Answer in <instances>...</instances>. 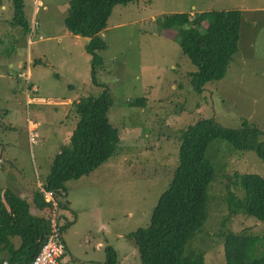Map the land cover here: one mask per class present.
Segmentation results:
<instances>
[{"label": "rangeland", "instance_id": "rangeland-1", "mask_svg": "<svg viewBox=\"0 0 264 264\" xmlns=\"http://www.w3.org/2000/svg\"><path fill=\"white\" fill-rule=\"evenodd\" d=\"M1 1L0 173L14 167L37 189V179H45L69 145L79 118L75 105L66 111L60 102L96 95L102 87L92 78L86 37L65 24L71 0H21L19 12L14 0ZM211 10H239L238 51L223 77L196 93L189 84L196 67L162 20L172 13ZM101 34L106 47L98 50L96 79L111 91L109 121L119 142L88 175L66 181L74 220L62 227L69 246L65 259L103 264L110 249L116 264H139L130 232L148 224L171 181L187 124L212 116L226 126L248 119L264 129V0H137L115 5ZM21 61L30 63L29 76L21 74ZM139 97L144 105H129ZM30 120L37 131L34 142ZM207 156L217 175L210 185L208 220L189 248L204 252V264H224L227 230L255 233L264 246V221L231 213L228 201L230 193L243 196L232 184L234 172L264 177V162L255 151L236 150L221 138L211 141Z\"/></svg>", "mask_w": 264, "mask_h": 264}, {"label": "trees", "instance_id": "trees-1", "mask_svg": "<svg viewBox=\"0 0 264 264\" xmlns=\"http://www.w3.org/2000/svg\"><path fill=\"white\" fill-rule=\"evenodd\" d=\"M137 0H71L65 24L74 34L90 37L86 48L92 55V78L101 86L98 94L75 102L79 116L69 145L55 157L45 176L62 203L66 181L88 175L110 156L119 142L118 130L109 121L112 103L108 86L97 82L98 50L106 47L102 31L115 5ZM16 11L21 0H14ZM239 10L178 12L165 15L163 28L177 41L181 51L196 67L189 84L202 93L208 82L221 79L239 43ZM172 30V31H170ZM174 31V32H173ZM145 98L129 102L144 105ZM221 138L232 148L255 151L264 162V129L248 119L238 126H226L215 117L201 116L187 124L180 136L177 164L167 188L160 194L148 224L130 232L139 264H204V252L189 248L202 230L209 214V190L217 175L214 162L207 156L211 141ZM229 178V177H228ZM232 184L240 186L243 196L229 194L230 211L264 221V177L256 173H236ZM48 230V221L28 212L26 202L11 188L0 189V263L4 259L30 264ZM18 239V245L14 239ZM261 237L244 230L224 233V264H264ZM263 241V240H262ZM103 264H116L112 250L106 251Z\"/></svg>", "mask_w": 264, "mask_h": 264}, {"label": "built area", "instance_id": "built-area-1", "mask_svg": "<svg viewBox=\"0 0 264 264\" xmlns=\"http://www.w3.org/2000/svg\"><path fill=\"white\" fill-rule=\"evenodd\" d=\"M29 139L35 141L37 136L34 121L30 120L28 125ZM38 191L42 199L49 208L47 216L48 230L41 243L39 251L34 256L30 264H71L65 259L67 253L66 244L62 232V215L59 213L62 203H60L54 189L47 186L44 181L37 182ZM0 264H17L9 260H3Z\"/></svg>", "mask_w": 264, "mask_h": 264}, {"label": "crops", "instance_id": "crops-1", "mask_svg": "<svg viewBox=\"0 0 264 264\" xmlns=\"http://www.w3.org/2000/svg\"><path fill=\"white\" fill-rule=\"evenodd\" d=\"M0 2H2V1L0 0ZM84 37H86V36H84ZM89 39H90V37H86L87 41ZM27 61L30 62L31 59L28 58ZM27 61H21V67H22L21 74L22 75L25 74L26 76H29V74H30V63L27 64ZM31 88L33 90L37 89V87L35 85H31ZM76 97H77L76 99H74L75 97L72 99L68 98L67 101L60 102V103L66 105V107H65L66 111H69L70 105L72 106V104L74 105L75 102L80 101L81 97L79 98L78 95H76ZM29 99L30 98H28V100ZM53 111L54 110H50L48 115L52 116ZM46 117H47V115H46ZM15 169L16 168H14V167L9 168V169L8 168L3 169V172L0 173V178L5 179V180L3 183H0V189H3V190L5 188L13 189L26 202V204L28 206L29 214L36 216V217H43V218L47 219V216L49 214V208H48V205L46 204V202L40 196L39 191H38V187L36 189L34 187V185H32L31 183H27V181L24 180V177L20 176L19 172L14 171ZM20 179H21V181H20ZM39 180L40 179H37V182ZM40 181H44L46 183L45 179L40 180ZM60 198H62V201H63L62 202V205H63L62 209H63V216H64L63 225H62V227H63L68 222H71L74 220V215L72 214V212L69 209V200L67 198V195H66V197H60ZM96 213H97V210L94 212H91L92 215L96 214ZM63 216H62V219H63ZM62 232H63V228H62ZM63 238H64V233H63ZM64 241H65V239H64ZM18 242H19V240L15 238L14 243L16 245H18ZM65 244H66L67 253H68L69 252V246L67 245L66 241H65ZM67 253L65 256L67 258H70L67 256ZM72 258H74V257H72ZM4 260H6V259H4ZM71 264H73V263H71ZM89 264H91V263H89Z\"/></svg>", "mask_w": 264, "mask_h": 264}]
</instances>
